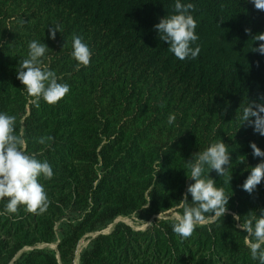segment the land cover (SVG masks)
<instances>
[{"label":"trees","instance_id":"trees-1","mask_svg":"<svg viewBox=\"0 0 264 264\" xmlns=\"http://www.w3.org/2000/svg\"><path fill=\"white\" fill-rule=\"evenodd\" d=\"M180 2L195 5V59L176 58L154 29L176 14V0H0V112L16 117L27 153L54 173L39 178L49 201L42 214L23 205L8 213V198L0 200V264H75L89 235L79 264H259L232 213L243 223L264 209V181L252 194L242 189L262 159L250 142L264 151V136L239 119L250 101L264 102V55L252 51L262 43L252 36L264 32V11L251 0ZM56 24L62 31L52 40L48 28ZM73 33L92 51L79 71ZM32 40L49 48L42 67L70 86L54 105L31 104L16 78ZM44 136L54 139L41 145ZM217 140L232 163L227 176L209 175L231 196L229 212L184 239L170 218L158 216L177 209L194 182L187 160ZM137 215L150 225L119 222L105 233L117 219Z\"/></svg>","mask_w":264,"mask_h":264},{"label":"clouds","instance_id":"clouds-1","mask_svg":"<svg viewBox=\"0 0 264 264\" xmlns=\"http://www.w3.org/2000/svg\"><path fill=\"white\" fill-rule=\"evenodd\" d=\"M255 9L264 11V0H251ZM225 5L221 4L223 9ZM175 13L160 19L154 25L159 34V39L168 44V50L179 60L189 57H198L201 48L193 45L198 39L196 34L197 21L191 11L195 10L192 3L182 4L176 0L174 5ZM221 23L223 20H220ZM50 38L56 39L57 32L62 31V26L56 24L48 28ZM245 33L251 35V29L246 28ZM254 42H262L258 47H253V52L264 55V32L252 36ZM28 57L19 61L17 66V79L24 86L27 95L31 98L30 103L37 108L40 101L54 105L63 99L70 91L66 83L58 82L56 73L42 67L43 57L48 51V46L37 40L28 44ZM72 58L77 61L76 70L81 66L90 65L92 51L83 38L73 33L72 35ZM258 63V62H257ZM264 101V96L260 98ZM163 106V105H161ZM242 126L247 124L253 127L255 133L264 136V102L252 100L243 108L239 117ZM176 115L170 113L167 123L172 125ZM52 136L38 138V143L45 145L52 141ZM252 155L262 158L261 162L251 167L250 174L242 185V189L249 194L256 191L257 186L264 181V151L255 142H250ZM27 140L23 128L19 133L16 131V117L0 112V200L8 198L6 211L17 213L19 206L23 205L29 213H43L47 210L49 201L44 186L39 182L43 176L50 180L53 177V169L45 160L37 159L38 154H28L26 151ZM193 157V155H192ZM240 163H244V156H239ZM231 156L227 144L223 140H217L210 144L206 150L196 152L194 158L187 160L186 167L190 169L187 177L194 181L187 186L177 209L171 210L170 219L173 221L172 231L178 236L187 239L192 236L196 227L203 226L209 221L215 222L229 212L228 204L231 196L225 194L224 188L216 187V181L209 173L215 171L220 177L228 175L231 165ZM208 169V176L204 177L205 168ZM231 177L229 180L231 181ZM229 182V181H226ZM191 195V202L188 200ZM211 213V216L205 214ZM160 216V214H159ZM158 216V218H159ZM234 221L239 223L236 227L245 232L244 243L250 249L251 257L264 264V209L260 215L251 216L243 223L241 216L232 213Z\"/></svg>","mask_w":264,"mask_h":264},{"label":"rangeland","instance_id":"rangeland-1","mask_svg":"<svg viewBox=\"0 0 264 264\" xmlns=\"http://www.w3.org/2000/svg\"><path fill=\"white\" fill-rule=\"evenodd\" d=\"M170 215H171V213H168V214H166V215H161V216H159V218H170ZM117 221H121V222H123V223H125V224H128V225H130V226H132V227H134V228H136V229H145V228H147L149 225H150V222H146V221H144L143 219H142V217L141 216H139V215H137V216H134V217H131V218H128V217H126V218H123V217H121V218H119V219H117L110 227H109V229H106L105 230V232H108V231H111L112 230V228L114 227V225H115V223L117 222ZM210 222V221H209ZM88 237H90V235L88 236ZM84 238L80 243H79V245H78V248H77V251H76V261H75V264H79V259H80V254L82 253V251L87 247V245L89 244V238ZM81 245V246H80ZM85 247H84V246ZM46 245H44V246H42V247H45ZM48 247H50V248H56V246H54V245H51V246H48ZM79 249V250H78Z\"/></svg>","mask_w":264,"mask_h":264},{"label":"water","instance_id":"water-1","mask_svg":"<svg viewBox=\"0 0 264 264\" xmlns=\"http://www.w3.org/2000/svg\"><path fill=\"white\" fill-rule=\"evenodd\" d=\"M121 222V221H120ZM211 222V221H210ZM117 223H119V221H117L115 224H117ZM113 229V228H112ZM112 231V230H111ZM111 231H108V232H105V233H109V232H111ZM99 233H96V234H94L93 236H94V238L98 235Z\"/></svg>","mask_w":264,"mask_h":264},{"label":"bare ground","instance_id":"bare-ground-1","mask_svg":"<svg viewBox=\"0 0 264 264\" xmlns=\"http://www.w3.org/2000/svg\"><path fill=\"white\" fill-rule=\"evenodd\" d=\"M81 246V245H80ZM84 246V245H83ZM85 247V246H84ZM79 250V249H78Z\"/></svg>","mask_w":264,"mask_h":264}]
</instances>
